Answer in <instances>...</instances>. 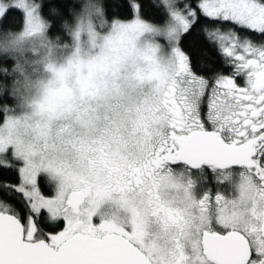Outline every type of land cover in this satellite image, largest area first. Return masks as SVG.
Instances as JSON below:
<instances>
[{
  "label": "snow or ice",
  "instance_id": "obj_1",
  "mask_svg": "<svg viewBox=\"0 0 264 264\" xmlns=\"http://www.w3.org/2000/svg\"><path fill=\"white\" fill-rule=\"evenodd\" d=\"M0 264H264V0H0Z\"/></svg>",
  "mask_w": 264,
  "mask_h": 264
}]
</instances>
